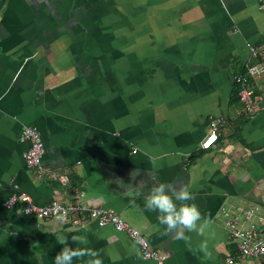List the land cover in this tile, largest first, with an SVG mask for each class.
<instances>
[{"label": "crops", "instance_id": "obj_1", "mask_svg": "<svg viewBox=\"0 0 264 264\" xmlns=\"http://www.w3.org/2000/svg\"><path fill=\"white\" fill-rule=\"evenodd\" d=\"M263 55L260 0H0V264H54L59 235L73 249L71 237L86 236L103 264H149L111 226L7 209L14 185L36 204L81 200L112 211L165 253L164 264L231 254L221 207L264 210V76L247 82L252 112L230 103L240 68ZM212 119L223 124L205 151ZM26 125L43 145L40 178L22 158ZM161 183L186 186L188 203L211 221L203 236L185 232L191 247L145 210Z\"/></svg>", "mask_w": 264, "mask_h": 264}, {"label": "built area", "instance_id": "obj_2", "mask_svg": "<svg viewBox=\"0 0 264 264\" xmlns=\"http://www.w3.org/2000/svg\"><path fill=\"white\" fill-rule=\"evenodd\" d=\"M260 1L264 3V0ZM250 52L256 56L254 48H251ZM261 76H264V55L256 63L246 65L245 71L234 77L235 83L240 86L238 97L246 113L253 110V90L247 82ZM222 124L221 119H212L209 122L208 131L200 142L202 150L207 151L214 146ZM19 142L27 144L22 153L25 166L35 170L40 178L43 173L44 149L37 128L34 125L24 126L19 135ZM58 181L62 186L69 184L65 175L59 176ZM4 205L7 209L18 207L22 214L28 217L53 221L70 227H79L85 222H91L99 228L111 226L116 231L124 233L129 240L137 245L139 254L144 261H148L149 264H164L165 262V253L151 247L143 234L122 221L112 211L90 206L81 200L67 204L57 201L36 204L29 195L14 185ZM219 215L233 251L218 264H244L248 259L264 260V210L256 204L241 207L226 203L219 210Z\"/></svg>", "mask_w": 264, "mask_h": 264}, {"label": "clouds", "instance_id": "obj_3", "mask_svg": "<svg viewBox=\"0 0 264 264\" xmlns=\"http://www.w3.org/2000/svg\"><path fill=\"white\" fill-rule=\"evenodd\" d=\"M192 199V194L186 186L173 187L161 183L149 189L144 207L149 212L158 213V223L165 226L168 232L175 233L176 239L183 240L191 247V236L185 235V232L203 236L211 224L208 218L202 216L196 204L188 203ZM71 239L78 245L75 249L68 246L67 237H56L57 243L64 247L55 256L54 264H73L74 260H81L83 264H103L100 252L86 247L89 242L86 236L73 235ZM200 249L206 259L211 258L206 241L201 244Z\"/></svg>", "mask_w": 264, "mask_h": 264}, {"label": "trees", "instance_id": "obj_4", "mask_svg": "<svg viewBox=\"0 0 264 264\" xmlns=\"http://www.w3.org/2000/svg\"><path fill=\"white\" fill-rule=\"evenodd\" d=\"M244 71H245V68L241 67L237 74H242ZM234 85H235V88L232 92V96H231V100H230L231 105L233 103L239 102L238 92H239L240 86H239V84H236L235 81H234Z\"/></svg>", "mask_w": 264, "mask_h": 264}, {"label": "bare ground", "instance_id": "obj_5", "mask_svg": "<svg viewBox=\"0 0 264 264\" xmlns=\"http://www.w3.org/2000/svg\"><path fill=\"white\" fill-rule=\"evenodd\" d=\"M60 201V200H59Z\"/></svg>", "mask_w": 264, "mask_h": 264}]
</instances>
